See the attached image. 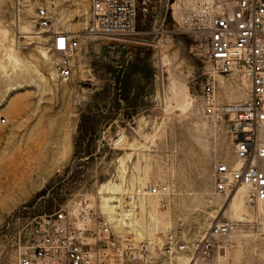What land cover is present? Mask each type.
<instances>
[{"label":"rangeland","instance_id":"374dc122","mask_svg":"<svg viewBox=\"0 0 264 264\" xmlns=\"http://www.w3.org/2000/svg\"><path fill=\"white\" fill-rule=\"evenodd\" d=\"M154 1L138 0L136 33L124 37L89 32V0H0V264L31 240L36 216L80 196L104 210L107 182L122 185L113 200L121 205L136 186L169 187L142 196L155 215L150 248L159 264H264L263 205L243 200L237 221L231 194L216 192V165L236 158L226 118L204 110L211 75L220 103L247 98V84L236 70L215 73L205 44L177 26L181 12L165 16ZM39 8L48 27L39 26ZM54 30L80 42L67 81L56 76ZM11 42L20 61L4 67ZM217 220L233 228L209 258L163 255L165 243L198 240ZM144 221L149 227L147 212Z\"/></svg>","mask_w":264,"mask_h":264},{"label":"built area","instance_id":"2783aa9c","mask_svg":"<svg viewBox=\"0 0 264 264\" xmlns=\"http://www.w3.org/2000/svg\"><path fill=\"white\" fill-rule=\"evenodd\" d=\"M89 2V32L124 37L136 33L138 0ZM165 10L171 15L174 10L181 12L177 26L205 44L215 73L236 70L247 84V98L220 103L216 81L211 75L203 88L204 110L226 118L236 158L233 164L216 165V192L229 195L244 186L245 203L261 205L264 202V0H165ZM37 17L39 26H49L46 9L39 8ZM52 38V50L59 55L56 76L67 81L71 77L69 60L80 42L76 35L60 30H54ZM168 190L166 184L136 186L128 197L129 202L146 195L162 196ZM128 203L119 204L118 209L126 208ZM257 215L260 219L257 229L264 233V216L260 212ZM34 220L31 240L19 246L13 262L3 264H159L147 241H135L130 232L116 228L88 197L72 198ZM232 228V222L217 220L198 240L165 243L163 255L189 252L191 256L209 258L219 246V238L228 235ZM229 247L224 245L226 249Z\"/></svg>","mask_w":264,"mask_h":264},{"label":"bare ground","instance_id":"6f19581e","mask_svg":"<svg viewBox=\"0 0 264 264\" xmlns=\"http://www.w3.org/2000/svg\"><path fill=\"white\" fill-rule=\"evenodd\" d=\"M19 32H25L29 33L30 31H24L19 30ZM5 51V63L4 67L7 65H15L19 63L20 59L15 53V47L14 43L11 42L8 43L6 46H4ZM42 54L45 57H49L48 53L45 50H42ZM49 59V58H48ZM13 86V85H12ZM10 87L12 89H15V87ZM123 138L122 132H119L118 137L116 141L121 140ZM239 165V164H236ZM123 191L122 185L120 183H112L107 182L100 186L99 188V194H101L102 198V210L107 217L112 221L116 228L124 229L131 234H133V237L136 239V241H147L150 244V247H153V241L151 239V230L155 228L153 223H155V215L150 209L149 203L144 199L143 197H140L138 201L135 202H129L128 206L126 208H123L119 210V204H114L113 200L117 199L120 201V198L116 196L117 193H120ZM246 188L240 187L236 192L232 193L229 200V209L230 213L233 215V218H236L237 221L243 220L244 214L241 213L242 211V204L245 197ZM263 205L264 210V202L261 204ZM259 205V209H261ZM153 209V208H152ZM149 210V211H148ZM141 213L140 218L138 213ZM147 212L148 215V221H149V227L147 223L144 221L145 213ZM157 223V221H156ZM230 233V232H229ZM146 239V240H145ZM226 251V250H225ZM190 263H192L190 261Z\"/></svg>","mask_w":264,"mask_h":264},{"label":"crops","instance_id":"0c3cea01","mask_svg":"<svg viewBox=\"0 0 264 264\" xmlns=\"http://www.w3.org/2000/svg\"><path fill=\"white\" fill-rule=\"evenodd\" d=\"M146 1V0H143V2ZM154 3L156 4V7H158L159 9V12H164L165 13V16L167 14L166 10H165V0H156V2L154 1ZM164 22L162 23H165L166 20L163 19Z\"/></svg>","mask_w":264,"mask_h":264}]
</instances>
